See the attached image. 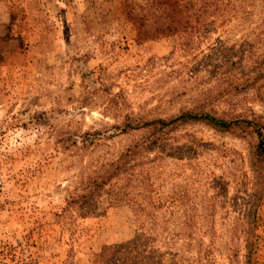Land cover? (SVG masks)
Here are the masks:
<instances>
[{
	"label": "rangeland",
	"instance_id": "1",
	"mask_svg": "<svg viewBox=\"0 0 264 264\" xmlns=\"http://www.w3.org/2000/svg\"><path fill=\"white\" fill-rule=\"evenodd\" d=\"M179 3L0 0V264H264L255 134L178 118L264 124V0ZM129 148L135 199L81 211Z\"/></svg>",
	"mask_w": 264,
	"mask_h": 264
},
{
	"label": "trees",
	"instance_id": "2",
	"mask_svg": "<svg viewBox=\"0 0 264 264\" xmlns=\"http://www.w3.org/2000/svg\"><path fill=\"white\" fill-rule=\"evenodd\" d=\"M154 7L159 10L160 14L163 16V19L166 20V23L157 24L152 28L151 32H159L162 31L172 32L175 29L176 21L179 17V13L181 12V4L179 0H153ZM136 23V21H135ZM164 24V25H163ZM164 26V27H163ZM139 34L149 36L146 25H143V22L140 21L137 27ZM178 118H198L205 124L219 129L226 130L234 125H243L246 128L250 129L256 136V144L254 145V163L256 165H261L264 162V124L260 122H256L253 120H224L222 118H217L210 113H201L200 115H191L184 114ZM162 123V122H161ZM142 148V147H141ZM138 153V150L127 149L125 153L121 154L116 160L111 162L108 165V168L102 173H98L97 176L92 180V187H86L85 193L82 195H78L80 198V210L85 212H91V210L95 209V198L99 196V194H103L107 199V202H115L120 201L123 197L128 196L129 200H134L137 196V192H129L125 191V187L123 181H135L136 176L131 170L130 160L131 157H135ZM104 184H108L107 188H103ZM140 216V215H139ZM140 229H143L141 227ZM128 253H136L140 258L145 257V248L143 245H139L136 243H132L131 246L126 250ZM120 252L117 250L116 253ZM127 254L125 251H122L121 255ZM150 254H154V252H150ZM249 254V251L247 252ZM131 255V254H130ZM249 261V260H248Z\"/></svg>",
	"mask_w": 264,
	"mask_h": 264
}]
</instances>
